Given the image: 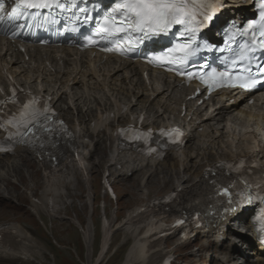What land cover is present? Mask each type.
<instances>
[{
    "label": "bare ground",
    "instance_id": "bare-ground-1",
    "mask_svg": "<svg viewBox=\"0 0 264 264\" xmlns=\"http://www.w3.org/2000/svg\"><path fill=\"white\" fill-rule=\"evenodd\" d=\"M217 1L219 5H222L221 12H224L227 16L245 11L239 0ZM25 56L28 57L27 62L23 55L15 53L9 42L0 40V82L3 85H7L3 71L8 70L18 81L25 78L29 90L47 94L46 89L34 85L37 80H40V82L50 87L52 95L54 93L56 98L59 99L62 95V103L66 104L72 112H79L80 105V108L85 107L84 113L87 117L91 116L92 111L90 105H88L90 103L85 100L88 97V94L85 93L86 89L89 88L92 94L98 96V98H92L96 111L94 119L89 120L86 126L82 122L77 126L72 125V130L75 131L77 136L73 144L81 157L82 163L85 158L90 156V154L86 155L83 152L86 145L84 138L92 134H96V136L98 134L99 138L96 137L93 144L94 151L103 148L102 144H105L106 141L109 146L110 155L103 165V172L119 165L123 167L122 173L126 171L138 173L148 164L149 167L146 173L141 174L145 176L142 182L143 187L148 189L152 181L159 180L158 174H161L164 184L171 186L170 192H173L174 198L170 203L166 205L153 204V201L157 200L160 195L157 194L159 190L155 189L151 192L152 198L148 197L147 201L141 199L138 206L133 207L131 211H127V215L118 224L123 227L128 235H132L142 228L146 229L143 236L139 237L130 247L124 264H161L163 257L168 252L166 251L167 247H163L162 242L156 240V238L160 234H165L168 227L183 213H191L208 205L209 200L207 198L212 196L213 187H210L208 180L205 179L207 174V172H203L205 168L214 167L219 162H235L239 158H244L249 161L251 166H258L256 174L264 177V113H261L258 107L253 105L252 107H244L241 101L227 102L229 95H226L223 100H216L212 110L204 107L202 111L199 108L191 113L192 106L186 104L187 113L194 117L185 124L188 128L187 139L193 141L192 145L188 149L184 147L182 151L168 153L166 157L168 156V159L172 162L167 165V169L156 172L155 166H153L154 163L145 162L146 159L138 153L116 149L114 137L111 135L113 128L109 126L111 120L108 117L103 118L102 115L105 112L107 115L109 113L115 116L121 115L123 107L126 106L130 112H137L138 115L144 114L147 116L146 120L152 118L153 122L158 124L165 120L162 117L165 113L174 117L173 122L183 121L187 115L180 119L179 113L184 96L173 82H169L163 76L147 73L145 83L139 75L140 69L137 70L135 65L108 60V58H104L102 62H99L100 60L90 61L87 54H77L67 48H27ZM89 62L91 65H85ZM67 68L70 69V72L64 73L63 70ZM97 71L100 72V76ZM63 73L65 78L61 79ZM69 82L71 85L68 87ZM21 83L23 84V81ZM75 84H79V86L74 87ZM60 85V88H66L67 91L59 94ZM119 95L123 97L122 101H117ZM220 97L221 95H218L216 98ZM53 99L55 98L53 97ZM213 99L210 98V101ZM58 101L56 100V103ZM135 106L136 108L133 109ZM159 111H161L160 114ZM80 113L82 114V112ZM118 117L121 123L128 121V117L125 120L122 116ZM92 121L93 123L90 124ZM185 125L184 129L186 131ZM198 128H200L199 131ZM214 151L216 154H214ZM219 151H221V154H219ZM60 152L62 155L58 156L59 163L57 165L39 164V167L43 170V178L40 184L37 182L33 167L26 157L21 158L19 165H14L10 161L7 163L0 162V168H8L9 171L7 176L9 178L3 177L1 179L5 189L3 193L0 192V197L14 203L15 198L12 196V192L13 190L19 192V186H15L18 182L25 187V192L31 191L35 196L40 194V200L37 203L32 201L31 205V210L37 213L38 217H41L42 212L47 210L50 200L55 201L53 208L55 213L58 214V210L55 208L57 202L63 197H67L69 191L72 194L74 193V188L71 185L75 184V187L80 188V183L85 182V184H88L89 182L86 179L84 165L79 164L78 166L69 151L62 149ZM20 153H27V151L19 148L14 154L19 155ZM27 154L33 157L35 162L37 161L33 153L28 152ZM103 154L104 152L98 154L99 166H101ZM69 158H72V160ZM161 164L163 165V161ZM25 174L30 176L29 179H32L33 185L35 184L34 187L27 184L28 182L24 179ZM184 174H186V177H184ZM86 186L89 190L88 185ZM10 208H12L11 204H5L0 200V214L6 213ZM162 208H165V210L162 211ZM243 216L248 217V214ZM14 225H11L13 227L0 226V236H2L0 240V258L13 261L40 259L46 251L45 247L31 233H27V229L23 225V227ZM230 225L234 226L233 223H230ZM116 227L118 226L116 225ZM232 230L236 233L241 232L238 229ZM246 231H249V229L246 228L243 235L247 234ZM190 234L187 235L190 236ZM243 235L239 236L230 232L227 236L224 233V239H228L230 243L220 242L218 244L216 243L219 238L218 234L212 235V238L202 234L203 238L207 239L206 244H201L195 251L185 254V261L192 264L197 259H201L202 253L207 248L212 247L214 243L216 246H222L221 253L223 257H220L222 264H264V252L254 250L251 238L247 239ZM91 237V227L90 224H87L82 232V239L87 248H90V244H92ZM179 240L181 239L179 238ZM233 242L237 243L233 244ZM102 243L105 244L106 241L102 240ZM236 245H239V247L237 248ZM255 249H260V247ZM243 253L250 254L251 257H239L237 260L236 254ZM88 262L87 259L86 264H93V262Z\"/></svg>",
    "mask_w": 264,
    "mask_h": 264
},
{
    "label": "rangeland",
    "instance_id": "rangeland-1",
    "mask_svg": "<svg viewBox=\"0 0 264 264\" xmlns=\"http://www.w3.org/2000/svg\"><path fill=\"white\" fill-rule=\"evenodd\" d=\"M20 80H25V78ZM36 85H40V83L36 82ZM76 85L77 87L79 86V84ZM42 86L48 89V91L50 90L48 85L42 84ZM59 92H64V89L59 88ZM87 94L92 95V91L89 90ZM90 98L91 97L88 98V102ZM122 98L121 95L117 96V101H122ZM57 107L61 116L68 122L71 128L73 124L77 126V124H81V122L86 126L88 121L92 119L86 117V113H84L85 107L80 108L81 105L78 108L79 112L67 110L66 104L62 103V97H60ZM134 108H136V106L133 107V109ZM91 111L93 112L94 118L96 111L93 106H91ZM80 112H82V114ZM96 137L99 138L98 135H90L88 138H84V140H86V146L83 152L86 155L90 154L83 162L84 168L86 169V178L89 182L88 184H85V182L80 183V188L75 187V184L71 185V187L74 188V193L72 194L71 191H69L67 197H63L57 202L55 208L58 210V214L55 213V209L53 208L55 201L50 200L49 207L46 208L47 210L42 212L41 217H38V214L31 210V205L32 201L37 203L38 200H40V194L35 196L31 191L25 192V187L18 182H16L17 185L15 186H19V192L17 193L14 190L12 192V196L15 198L14 203H10L5 198L0 197V200L5 204L12 205V208L8 209L6 213L3 212L0 214V226L10 227L13 224H15L14 226H24L27 229L26 232L31 233L35 239L41 242L46 250L40 259L34 258V260L13 261L0 258V264H86L87 259L89 262H92L96 250L92 258H90L91 248L86 249L81 230L83 231L85 226L90 224L93 242L92 247L98 249L99 235L97 231L99 228V219L102 215L110 221V237L108 240V249L101 256L98 264H124L130 247L139 237L143 236L146 229L142 228L132 235H128L123 227L118 224L121 223V220L127 215V211H131L133 207L138 206L141 199L147 201L148 197L152 198V191L158 189L159 191L157 194L163 195L171 191V186L169 184H164L161 179V174H158L159 180L152 181L148 189L143 187L142 182L145 176L141 174L146 173L148 166L142 168V171L138 173L130 171V174L127 176L123 174L118 175L117 173L121 172V169H116V167L114 169L112 167L107 171V174H109L108 179L114 192V199H108L101 189L100 179L103 173V165L109 157V146L106 141L105 144H102V146H104L103 148L94 151L93 143ZM192 142L193 141H190V143L188 142L187 149L191 147L190 145H192ZM100 152H104L100 163L101 166L98 165V154ZM214 154H216L215 151ZM219 154H221V151H219ZM27 159L33 167L37 182L40 184L43 178V170L38 166V163L32 160V157L28 156ZM10 162L14 165L20 163L18 158L11 159ZM171 162L172 160L166 158L162 166L156 165L154 169L156 172H162L164 169H167V165ZM3 173L8 175V168L3 169ZM25 175L24 179L28 182L27 184L34 187L35 184L33 185L32 179H29L30 176L27 174ZM184 177H186V174H184ZM11 179L14 180L13 178ZM86 185H88L89 190H87ZM0 188V192L3 193L5 186L1 181ZM75 194L77 195L75 196ZM116 225L118 227H116ZM202 242L203 239H201V241L198 239L189 246H177V248H175L177 243L175 238L166 240L164 246H166L169 251L172 250L171 253L175 260L172 264H189L185 261L184 255L195 251V247H198ZM223 243L229 244L230 242L227 239L224 240ZM221 248L222 246L216 247L214 245L207 248L202 253L203 256L201 259H197L192 264H222L220 259V257H223ZM245 256L247 258L251 257L250 254H245Z\"/></svg>",
    "mask_w": 264,
    "mask_h": 264
},
{
    "label": "snow or ice",
    "instance_id": "snow-or-ice-1",
    "mask_svg": "<svg viewBox=\"0 0 264 264\" xmlns=\"http://www.w3.org/2000/svg\"><path fill=\"white\" fill-rule=\"evenodd\" d=\"M53 3L57 8L61 7L58 0H15V6L11 8L8 19L26 16L27 10L30 9L51 8ZM218 7H222V5H216L213 0H115L111 12L104 17L105 23L111 21L115 33L123 32L130 38L121 37L114 42V47H105L103 50L126 54L135 47L133 39L143 43L144 40L153 37L168 36L174 32V25L181 26L182 39L178 40L173 47L166 49L163 55L155 57L157 63L175 64L179 72V65L184 64L199 48V44H196L197 32L204 27V22H211L214 19L213 14ZM5 11V0H0V23L4 21ZM248 29H253V36H255L256 30L260 36H264V10L259 13V23H250L241 32V35L247 34ZM101 31L107 32L109 35L113 34L112 30L107 27L102 28ZM193 44H196V48H193ZM255 72L256 75H253L251 68L242 70V73L237 76V79L242 81L240 86L250 90L264 82V75H261L264 74V65L258 64ZM214 73L215 69L209 73L210 78H215ZM228 75V72L220 73L221 77ZM35 103V101H30L29 104L23 106L18 118L13 117L6 122L17 129L12 134L19 136L16 143L27 144L36 138L34 129L44 127L40 117L44 116V120L49 119L44 115L48 109L38 110L34 107ZM0 126L4 125L0 124ZM44 130L50 131L48 128H44ZM3 150L0 148V151Z\"/></svg>",
    "mask_w": 264,
    "mask_h": 264
}]
</instances>
